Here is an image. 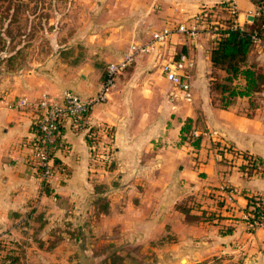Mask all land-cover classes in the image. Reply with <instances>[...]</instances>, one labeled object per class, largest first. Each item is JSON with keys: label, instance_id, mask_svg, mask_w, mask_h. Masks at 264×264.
Wrapping results in <instances>:
<instances>
[{"label": "crops", "instance_id": "obj_1", "mask_svg": "<svg viewBox=\"0 0 264 264\" xmlns=\"http://www.w3.org/2000/svg\"><path fill=\"white\" fill-rule=\"evenodd\" d=\"M221 2L235 4L239 25L251 24L256 0H129L121 11L123 19L132 23L123 25V33L133 39L146 37L175 21L189 20L203 10L207 16L214 12L213 7L225 9ZM118 7L115 20L120 19ZM201 37L185 42L193 60L194 95L190 102L172 84V96L159 90L151 98L140 92H129L125 99L114 94L111 100L91 108L82 128L73 129L68 122L61 126L54 154L59 167L54 168L41 201L42 208H46L48 221L43 225L49 239L58 219L71 211L86 214L87 208L96 205L90 204V198L100 196L107 208L100 225L119 232L129 245L141 247L157 260L177 258L196 264L221 258L223 263L264 264V232L250 231L244 219L248 198L264 195V85L251 95L250 101L249 97L235 96L227 107H222L221 93L213 88V83L226 73L210 60L213 40L206 42ZM168 48V53H173L177 45ZM154 59L156 54L150 55L145 66H153ZM245 63L264 73L263 41L253 45ZM56 67L50 71H31L16 77L11 84L0 85V229H11L9 234L16 236L19 235V229L14 227L16 218L29 204L33 206L41 185L34 162L38 110L20 106V99L37 100L47 92L59 96L63 89L87 98L95 95L101 84L99 72L87 70L79 75L74 68L59 71ZM117 78L120 91L123 77ZM237 82L243 84L242 80L234 84ZM152 101L160 108L155 109L157 122L150 120L148 131V117L152 115L148 107ZM125 109L129 118L117 126L114 143L98 140L95 143L88 134L92 126L114 119L117 110ZM137 117L138 131L142 129L144 133L141 140L133 143L127 138L133 133L131 123ZM186 119H190V130L186 139L181 140L180 128ZM194 138H199L197 146L193 144ZM203 143L209 153L207 161L202 159ZM103 145L110 151L107 158L97 152ZM253 159L261 162L260 169L246 176L240 165ZM224 162L230 167L223 166ZM228 172L231 181H224ZM213 177L219 185L209 184ZM101 185L104 189L97 190ZM221 185L233 189L235 200L231 206L223 201ZM43 225L38 224V228ZM162 237L165 239L157 241ZM42 241L20 258V263L56 261L59 254L48 250L57 243L41 248L39 245L46 244L47 238Z\"/></svg>", "mask_w": 264, "mask_h": 264}, {"label": "rangeland", "instance_id": "obj_2", "mask_svg": "<svg viewBox=\"0 0 264 264\" xmlns=\"http://www.w3.org/2000/svg\"><path fill=\"white\" fill-rule=\"evenodd\" d=\"M125 3H129V0H0V85L11 84L16 77L31 71L53 70L55 65H57L56 68L59 67V71L74 68L80 72L79 75L85 74L87 70L99 72L102 81L106 66L110 62L119 60L125 54L130 42L138 40L143 43L151 37L150 34L133 39L132 36L123 33V25L132 23L123 19L125 15L121 10L125 8ZM117 7L120 10L118 15L120 19L115 20ZM212 9L213 13L209 12L206 17L196 22L199 26V35H202L201 38H204L206 42L215 39L206 33L209 27L216 26L218 30L231 21L228 10L215 7ZM177 22L190 23L189 20ZM185 42H188V38L173 35L164 47L137 55L118 76V78L123 77L120 82V91L116 82L107 100H111L114 94H118L120 99H125L129 92L147 93L151 98L153 92L157 90L166 96H172L173 85L170 86L171 83L160 73V64L162 59H168L175 52H188V45L186 46ZM172 44L177 45V49L173 53H168V46ZM153 54H156L153 66L146 67L147 58ZM193 95L192 91V98ZM149 104L151 106L148 109L152 115L148 117V131L151 121L157 122L153 114L155 109L160 108L155 106V101ZM113 118L92 126L93 129H90L88 134H91L95 143L98 140L111 145L112 139L116 136L117 126L120 127L128 120V112L126 109L125 111L117 110ZM138 120L139 117L134 123L132 121L133 133L127 138L128 141L132 139L133 143L141 140L140 137L144 133L142 129L138 131ZM204 145L205 143L202 145V159L207 161L209 153ZM103 147H98L97 152L106 157L110 151L107 152L105 145ZM226 163L224 162L223 166L230 167ZM229 173L226 174L224 181H231L228 177ZM208 182L212 186L219 185L214 177ZM102 188L104 189L103 185L97 190L102 191ZM43 194V191L37 194L33 206L32 203L29 204L24 213L16 218L18 222L14 227L19 229V235L9 234L11 229H0V242L4 241L7 248L15 250L19 258L25 256L28 251H33V247L38 246L39 240L47 238V243L39 246L50 248L57 243L48 251L59 255L55 257L56 261L47 262L46 259V263L42 262L43 264H188L177 258L173 261L162 258L157 260L154 254H145L141 247L129 245V241L122 238L119 232L104 229L100 223L104 215L102 213L107 211V208H105V200L100 196L90 198V204L96 205L94 204L95 208H87L86 214L78 215L71 211L58 219V225L52 229L53 233L49 239L48 230L44 229L43 225V222L48 221L45 215L46 208L41 206ZM72 209L75 210V208ZM77 217L80 218L79 221ZM38 224L43 227L38 228ZM11 237L18 238L17 242ZM163 239L165 237L158 238L157 241ZM220 259L210 264H232L231 262L223 263ZM203 262L207 261L196 264ZM21 263L27 264L26 261Z\"/></svg>", "mask_w": 264, "mask_h": 264}, {"label": "built area", "instance_id": "obj_3", "mask_svg": "<svg viewBox=\"0 0 264 264\" xmlns=\"http://www.w3.org/2000/svg\"><path fill=\"white\" fill-rule=\"evenodd\" d=\"M220 5L230 13L234 27L241 29L245 27L239 25L236 21L237 11L233 2H221ZM259 14H264V1H262L259 7L255 8L253 16ZM253 16L250 18V23H252ZM204 17H206V12L203 10L190 18V23L177 22L173 25H167L160 30L153 31L147 42H130L125 54L119 60L110 62L106 66L100 88L93 96L82 98L71 89H63L59 96L43 93L37 100L29 101L26 98L20 99V106H33L38 110L36 118L37 142L34 150V162L41 184L40 193L42 191L44 192L45 186L54 172V154L60 142L61 126L65 122H68L73 129L82 128L91 108L109 98L116 84L117 76L130 65L137 55L158 50L160 45L173 35H182L190 40L196 39L199 35V26L196 22L198 19H203ZM206 33L212 38H216L217 27H209ZM250 38L253 44L264 41L255 32L251 33ZM192 66L193 60L188 52L175 53L174 56L164 60L160 64V73L163 74L165 79L174 86L187 102L192 100ZM253 161L257 160L253 159ZM258 168L260 169V165ZM219 190L225 204L231 206L235 200L233 197V189L226 185H221ZM255 197L257 198L258 212L255 216L252 212H245L244 219L250 231L261 230L264 232V195Z\"/></svg>", "mask_w": 264, "mask_h": 264}, {"label": "trees", "instance_id": "obj_4", "mask_svg": "<svg viewBox=\"0 0 264 264\" xmlns=\"http://www.w3.org/2000/svg\"><path fill=\"white\" fill-rule=\"evenodd\" d=\"M11 1V0H7ZM264 0H256V7H259ZM259 34L264 40V14L254 15L252 23L245 25L243 29L234 27L232 20L228 21L224 27L217 30V36L212 42L210 50V60L214 67H218L225 71L226 76L215 80L213 88L218 89L221 93L220 101L222 107H227L235 96L251 95L259 91L264 85V73L252 66H247L245 61L247 54L253 47L250 38L251 33ZM264 43V41H263ZM242 80L243 84H234V81ZM190 119H186L180 128L181 140L186 139L190 130ZM199 138H194L193 144L198 145ZM246 157V154L244 155ZM261 162L249 160L247 163L240 165L241 171L246 176H251L259 171L258 166ZM259 164V165H258ZM59 167L54 158V168ZM47 187V186H46ZM45 187V191H46ZM257 198L255 196L248 198L246 212H252L254 216L258 212ZM188 216L187 209H183ZM198 219L197 216H194ZM5 242H0V264H19L20 258L11 248L5 246ZM200 264H210L203 262Z\"/></svg>", "mask_w": 264, "mask_h": 264}]
</instances>
